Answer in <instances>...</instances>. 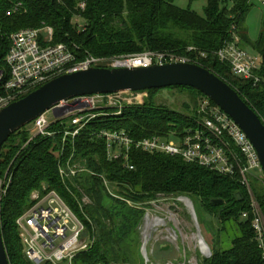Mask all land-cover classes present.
Masks as SVG:
<instances>
[{"label": "trees", "instance_id": "16d2710c", "mask_svg": "<svg viewBox=\"0 0 264 264\" xmlns=\"http://www.w3.org/2000/svg\"><path fill=\"white\" fill-rule=\"evenodd\" d=\"M229 3L233 5L231 11ZM250 8L249 0H207L204 15L200 16L177 7L175 0H0V70L7 69L5 59L12 34L52 28V45H67L79 61L144 52L188 57L228 83L264 123V85L234 76L231 66L220 62L216 55L230 40L235 24L242 42L261 57L257 75L264 79V34L255 43L240 34L245 32L242 22ZM76 18L83 21L81 29L74 24ZM189 48H197L206 57L189 52ZM170 90L189 96L191 103L183 104V108L191 116L168 112L156 105L154 101L162 90H151L146 92L144 106L127 109L119 117L97 118L74 145L66 147L64 162L72 159V165L79 163L85 171L67 181L69 189L59 175V160L55 156L62 143L60 137H37L29 142V126L10 137L0 152V178L8 174L11 179L0 202L2 235L10 264H29L18 250L22 242L16 221L34 204L33 193L45 195L52 190L79 214L86 229L84 235L94 239L93 246L78 254L74 264L130 263L128 249L145 215L144 209L136 206L145 207L160 196L189 198L195 211L199 205L218 220L222 226L220 233L235 231L234 238L227 235L229 243L225 245L229 247L221 249L218 242L204 264H264V246L253 227L254 202L264 212V188H256L251 179L249 189L239 174L223 176L198 164L186 163L180 157L135 149L130 155L133 170L122 160L108 159L106 142L97 135L102 130H125L141 140L195 126L199 101L204 95L187 87ZM102 177L119 188L123 201L108 194ZM83 196L90 198L91 204L83 206ZM213 201L222 203L213 205Z\"/></svg>", "mask_w": 264, "mask_h": 264}, {"label": "built area", "instance_id": "2783aa9c", "mask_svg": "<svg viewBox=\"0 0 264 264\" xmlns=\"http://www.w3.org/2000/svg\"><path fill=\"white\" fill-rule=\"evenodd\" d=\"M259 1L264 4V0ZM10 15L11 13H8V16ZM53 37L52 28L25 29L11 35V47L5 59L7 69L0 70V110L58 77L88 70L91 67L114 69L149 68L178 62L196 64L188 57L168 52H144L113 59L89 57L79 61L74 51L67 45H52ZM241 43L238 28L234 24L230 40L216 53L219 61L231 66L234 76L252 80L255 85H264V79L257 75L261 69V57L247 52L241 47ZM188 51L199 53L201 58L206 57V53L197 48H189ZM134 94L138 93L77 98L58 106L62 112L70 110L63 117L57 118L51 110L33 122L29 142L37 137L62 139L55 156L59 160V175L67 189H69L67 181L80 173L71 164L72 159L67 162L63 160L67 145L70 143L74 145L82 131L100 117L99 108L104 106L102 105L105 103L104 100L112 107L117 101L122 102L120 100L124 95ZM126 102L134 104L135 101L129 99ZM115 115L121 116L122 110ZM194 122L195 126L185 128L183 131H169L141 140L133 138L131 133L125 130H102L97 135L106 142L108 159L122 160L130 170L134 169L130 155L135 149L150 154L180 157L186 163L198 164L223 176L233 177L239 174L243 185L249 189L253 173L258 171L259 178L264 179L253 144L241 128L205 96L199 101L198 118ZM10 184L8 174L0 178V202L6 196ZM44 189L46 190V187ZM31 200L34 202L32 207L16 221L21 242L26 247L29 264H74L78 254L88 251L93 246L94 239L84 235L86 230L84 224L56 191H48L45 195L35 192ZM78 201L80 202L79 199ZM81 203L83 204L82 200ZM253 206L256 215L253 227L261 245L264 246L263 220L259 216L255 202Z\"/></svg>", "mask_w": 264, "mask_h": 264}, {"label": "rangeland", "instance_id": "374dc122", "mask_svg": "<svg viewBox=\"0 0 264 264\" xmlns=\"http://www.w3.org/2000/svg\"><path fill=\"white\" fill-rule=\"evenodd\" d=\"M249 3H251L250 11L242 22L245 32L240 31V34L245 35L250 43H255L264 34V4L259 0H249ZM175 4L183 10L190 9L203 16L207 0H175ZM227 6L229 11L233 9L232 4L229 3ZM73 21L81 29L83 21L77 18ZM241 47L250 54H257L244 41ZM129 99L134 100V104H128L126 101ZM147 99L146 92L124 95L120 100L122 102L117 101V104L113 103L112 107L107 100H104L105 103L102 104L104 106L99 108L100 118L116 117L115 114L121 110L123 115L127 109L144 106ZM154 103L168 112L191 116V113L183 108V104L191 103L189 96L180 90L163 89ZM32 124L28 127L30 131H33ZM73 167H76L80 173L85 172L81 171L79 163H73ZM259 177L260 173L256 171L250 179L256 188L262 189L264 179L261 180ZM102 179L108 194L123 201L124 199L118 195L119 188L108 181L106 183L104 177ZM82 201L83 206L91 204L90 198L86 196H83ZM188 201L192 203L189 198L160 196L145 207L136 206L138 209H144L145 215L137 228L136 238L128 249L131 262L127 264H204V259L212 255V249L218 242L221 243L219 245L221 249L227 248L228 237L234 238L235 231L230 230V236L220 233L222 226L218 220L213 219L199 205H196L195 211L193 203L191 207ZM129 205L134 206L131 203ZM256 206L264 224V212L257 203ZM74 213L79 218V214ZM225 242H227L226 245ZM18 250L26 261L25 245L21 243Z\"/></svg>", "mask_w": 264, "mask_h": 264}, {"label": "water", "instance_id": "95a60500", "mask_svg": "<svg viewBox=\"0 0 264 264\" xmlns=\"http://www.w3.org/2000/svg\"><path fill=\"white\" fill-rule=\"evenodd\" d=\"M175 87L195 89L214 102L253 144L264 173V123L228 83L194 63H169L149 68H99L58 77L24 98L0 110V152L13 134L21 132L45 113L57 118L63 102L87 96L140 93ZM192 207V203L188 201ZM222 201H213L219 205ZM0 264H10L0 222Z\"/></svg>", "mask_w": 264, "mask_h": 264}]
</instances>
